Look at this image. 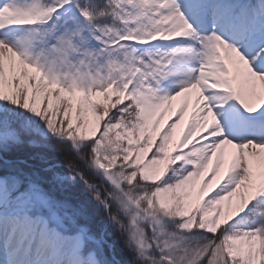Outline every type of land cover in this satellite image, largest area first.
I'll return each instance as SVG.
<instances>
[{
    "label": "snow or ice",
    "instance_id": "6c2138e0",
    "mask_svg": "<svg viewBox=\"0 0 264 264\" xmlns=\"http://www.w3.org/2000/svg\"><path fill=\"white\" fill-rule=\"evenodd\" d=\"M0 264H264V0H0Z\"/></svg>",
    "mask_w": 264,
    "mask_h": 264
}]
</instances>
